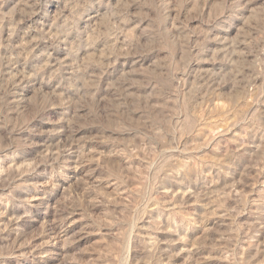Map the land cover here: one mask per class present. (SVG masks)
<instances>
[{
    "label": "rangeland",
    "instance_id": "1",
    "mask_svg": "<svg viewBox=\"0 0 264 264\" xmlns=\"http://www.w3.org/2000/svg\"><path fill=\"white\" fill-rule=\"evenodd\" d=\"M0 264H264V0H0Z\"/></svg>",
    "mask_w": 264,
    "mask_h": 264
}]
</instances>
